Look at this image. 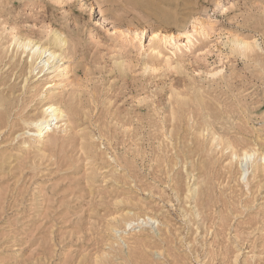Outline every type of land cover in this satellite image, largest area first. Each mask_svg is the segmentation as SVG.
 <instances>
[{"label": "rangeland", "instance_id": "374dc122", "mask_svg": "<svg viewBox=\"0 0 264 264\" xmlns=\"http://www.w3.org/2000/svg\"><path fill=\"white\" fill-rule=\"evenodd\" d=\"M0 264H264V0H0Z\"/></svg>", "mask_w": 264, "mask_h": 264}, {"label": "bare ground", "instance_id": "6f19581e", "mask_svg": "<svg viewBox=\"0 0 264 264\" xmlns=\"http://www.w3.org/2000/svg\"><path fill=\"white\" fill-rule=\"evenodd\" d=\"M154 35L155 34H152V37H154ZM63 41H64V38L59 33H54V36L50 42L53 43L54 45L60 46V44ZM19 44H21L22 48L24 49L23 52H25L28 49L30 65H33L35 61H38L37 63L38 64L41 63L40 64V67H41L43 64L48 63V60L50 58H54L57 55V52L55 50H51L47 54L48 56L47 59L43 60L45 53L48 50L39 44L33 43V41L30 38H25L24 40H21ZM242 44L245 45V42ZM43 70H44V67L39 69V71L36 72V74H40ZM52 85H55V83L54 84L49 83V86H52ZM54 91L55 89H51L50 93L52 94ZM62 112L63 111L61 110V107L59 106V104H57V102L55 101L47 102V104L44 105L42 108L41 115L33 119H30L29 121H26L25 123L30 125L29 127L31 126L32 128L34 127L35 128L34 130L36 132L35 134L38 135V137L40 138V137H43V134L45 133V131L43 130L46 129L48 125H50L54 120H56L62 114ZM27 132H32V131H27ZM250 156L251 154H249L247 151L244 152L245 158H248Z\"/></svg>", "mask_w": 264, "mask_h": 264}]
</instances>
